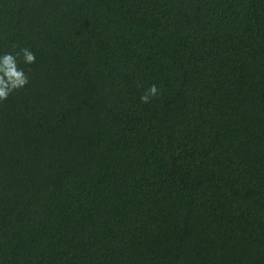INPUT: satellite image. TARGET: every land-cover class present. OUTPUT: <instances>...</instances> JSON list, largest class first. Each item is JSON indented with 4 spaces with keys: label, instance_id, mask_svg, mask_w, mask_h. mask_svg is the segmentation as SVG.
I'll use <instances>...</instances> for the list:
<instances>
[{
    "label": "trees",
    "instance_id": "obj_1",
    "mask_svg": "<svg viewBox=\"0 0 264 264\" xmlns=\"http://www.w3.org/2000/svg\"><path fill=\"white\" fill-rule=\"evenodd\" d=\"M5 53L0 264H264V0H0Z\"/></svg>",
    "mask_w": 264,
    "mask_h": 264
},
{
    "label": "clouds",
    "instance_id": "obj_2",
    "mask_svg": "<svg viewBox=\"0 0 264 264\" xmlns=\"http://www.w3.org/2000/svg\"><path fill=\"white\" fill-rule=\"evenodd\" d=\"M24 59L26 62L31 63L34 61L35 56L27 49H23ZM0 100L5 99L13 88L21 87L27 82V78L22 70H18L16 56L11 53L0 55ZM6 77V80H5ZM157 87L152 85L146 90V94L141 97L145 102L148 101L150 96L157 94Z\"/></svg>",
    "mask_w": 264,
    "mask_h": 264
}]
</instances>
